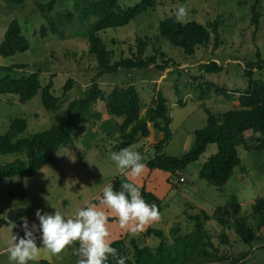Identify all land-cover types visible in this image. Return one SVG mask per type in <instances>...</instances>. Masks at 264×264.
<instances>
[{
    "label": "rangeland",
    "instance_id": "374dc122",
    "mask_svg": "<svg viewBox=\"0 0 264 264\" xmlns=\"http://www.w3.org/2000/svg\"><path fill=\"white\" fill-rule=\"evenodd\" d=\"M47 1L27 0L21 5H13L0 0V43L15 19L20 21L31 43V48L26 52L10 57L0 54V66L9 68L1 75L23 77L40 72L43 85L53 78L52 92L59 98V104L54 109L45 108L42 90L25 104L13 99V96L0 95V136L8 132L12 122L18 118H24L28 124L21 137H29L64 123L70 103L84 97L92 81L97 79L105 95L116 85H135L142 98L144 112L154 105L161 92L171 111L172 136L164 152L181 156L191 149L195 131L206 126L207 109L218 113L239 107L240 92L233 93L235 99H229L218 94L217 88L225 87L230 92L245 90L249 85L246 72L248 63L264 58V0H258L262 13L258 27L253 22V6L257 0H159L156 8L143 12L129 24L101 33L109 48L115 50L116 58L137 54V40L140 37L146 39L149 45L145 54L155 55L157 48L159 67L153 64L148 69L132 70L131 74L123 68L118 73H107L96 78L98 61L90 54V42L84 35L96 18L84 19V14L77 9V6L84 7L96 0H57L53 10L43 14L39 5ZM140 1L119 0L123 8L134 6ZM181 6L187 10L186 22L197 21L206 25L220 19L219 42L212 33L208 45L199 46L194 55H188L182 48L175 47L162 37L160 21L175 15ZM68 11H73L76 18L71 21L63 18ZM61 19L65 24L54 31L51 21L57 23ZM43 26L46 31L42 29ZM162 52L166 56L162 57ZM210 61L221 64L222 71L203 72L201 66ZM166 63L168 67L161 68ZM16 64L26 67L11 69ZM253 77L264 78V67L256 69ZM72 78L73 87L64 94V86ZM208 83L213 88L208 97L203 98V89ZM180 101L184 104H180ZM96 112L100 115L81 124L73 133L72 142L62 146L54 155L53 162L35 175L22 174L0 179V221L7 222L0 224V264H10L8 248L13 235H17L18 239L24 236V220L29 222L30 227L35 224L38 229L37 209L45 213L55 211L46 197L63 214L74 218L85 205L102 210L104 206L100 199L103 188L113 185L116 180L133 182L140 191L153 192L161 200L163 208L157 221L142 228H136L134 223L121 228L118 217L114 213H107L110 243L116 239L130 242L135 238L141 245L156 247L161 239L147 234L150 228H156L165 231L167 243L172 244L174 228L179 227L182 235L195 229V222L190 219V215L205 211L213 216L218 208L229 206L234 197L241 204V216L253 226V206L258 198L264 197V147L258 148L257 140H250L248 148L238 146L241 165L235 167L234 174L220 189L200 176L204 164L218 152L215 143H211L206 152L179 176L159 168H150L148 162L157 153L155 145L164 137L154 123H150V136L137 140L127 148L139 152L145 164L141 176L132 177L130 172L127 175L118 172L110 159L113 151L119 152L113 146L119 140V126L124 118L110 116L104 99L97 102L91 114ZM70 155L75 158L74 162ZM17 156L0 155V165L13 162ZM181 177L185 181L179 185L171 182V179L178 180ZM22 209L28 210V214L12 221L10 214ZM207 228L220 244L218 236L221 229L215 219L207 222ZM227 233L231 243L221 244L223 251L239 256L253 249L245 264H264V228L257 230L262 240L254 242L252 246L241 242L233 227ZM35 237L37 246H42L38 230L35 231ZM78 249V242L66 246L59 254H51L41 247L37 259L29 264H42L44 260L53 264H79L82 257L77 254Z\"/></svg>",
    "mask_w": 264,
    "mask_h": 264
},
{
    "label": "trees",
    "instance_id": "16d2710c",
    "mask_svg": "<svg viewBox=\"0 0 264 264\" xmlns=\"http://www.w3.org/2000/svg\"><path fill=\"white\" fill-rule=\"evenodd\" d=\"M5 1L13 5H21L27 0ZM56 2L57 0H48L47 3L40 4V11L43 14L52 11ZM258 3L257 0L253 6V22L257 27L262 17ZM158 4L159 0H141L134 6L123 8L119 0H96L85 4L84 7L77 6L78 11L84 14V19L96 18L84 32L90 42V54L98 61L96 78L107 73H118L123 68L131 74L132 70L148 69L153 64L159 67L157 48L155 55L145 54L146 47L149 45L146 39L140 37L137 40V54L122 55L116 58L115 50L110 49L101 36L102 32L110 28L129 24L143 12L156 8ZM62 17L70 21L76 18L73 11H68ZM220 22L221 20L218 19L206 25L197 21L178 23L173 15L161 20L159 29L160 35L172 45L182 48L188 55H194L199 46L208 45L212 33L219 42ZM50 24L51 28L57 31L58 27L65 23L61 19L57 23L52 20ZM42 29L46 31L45 26ZM30 48L31 43L23 32L22 24L18 19L13 20L0 43V54L10 57L26 52ZM161 56H166V53L162 52ZM167 63L161 68L166 69ZM24 67H26L24 64H16L11 69ZM263 67L264 58L248 63L246 72L249 85L245 90L230 92L225 87L217 88L218 94H223L229 99H235L233 93L240 92L239 107L218 113L207 109L206 126L195 131V141L191 149L181 156H171L164 152L172 136L171 111L166 97L161 92L156 97L154 105L144 112V104L135 85H116L108 95H105L97 79H94L85 96L70 103L68 116L64 123L54 125L29 137H21L27 129V121L24 118H18L12 122L10 130L0 136V155L15 154L18 156L13 162L0 165V179L22 174L35 175L45 165L52 163L56 152L62 146H67L72 142L73 133L81 124L87 123L91 117L93 119L94 116L100 115L97 112L91 113L97 102L104 99L107 113L110 116L124 118L119 126V140L113 146L114 150L120 151L128 148L137 140L148 138L151 134L149 124L154 123L156 129L161 131L164 137L155 145L156 156L149 160L148 165L152 169L159 168L170 172L173 176H179L206 152L211 143H215L218 146V152L204 164L200 176L222 189L234 174L235 167L241 165L238 146L248 148L250 140H257L258 148L264 147V78L255 79L253 77L254 71ZM201 68L205 73H217L222 71L223 66L216 61H210L203 64ZM8 69L0 66V95L13 96V99L25 104L42 90L44 107L54 109L58 106L59 98L52 92L53 78L43 85L40 72H33L23 77L2 76L1 74ZM73 82V78L68 80L64 86V94L73 87ZM212 88L211 84L206 85L203 89V98L208 97ZM180 104L184 102L180 101ZM121 184V181L116 180L112 185L113 189L120 190ZM141 195L148 204L155 205L159 213L162 211V202L153 192L142 190ZM18 212V219L28 214V210L25 209ZM253 215L255 220L251 226L247 219L241 216V204L234 197L229 206L218 208L213 216L205 211L202 214L190 215V219L195 222V229L182 235L179 227L174 228L172 244L167 243L165 231L156 228H150L147 232L148 235H155L161 239L156 247L141 245L135 238L130 242L126 239L114 240L111 246L117 249V257L110 256L106 264H118L119 257H124L126 264H245L253 249L235 256L223 251L220 245L231 243L227 233L231 227L236 231L241 242L250 246L262 240L257 230L264 228V197L255 201ZM210 219H215L221 229L218 236L220 244L216 242V236L207 228V222ZM0 222V224L7 223L5 220ZM42 264L53 263L44 260Z\"/></svg>",
    "mask_w": 264,
    "mask_h": 264
},
{
    "label": "clouds",
    "instance_id": "9594fccd",
    "mask_svg": "<svg viewBox=\"0 0 264 264\" xmlns=\"http://www.w3.org/2000/svg\"><path fill=\"white\" fill-rule=\"evenodd\" d=\"M186 16L187 10L183 6L175 12L178 23H183ZM71 158L74 162L75 158ZM110 159L121 174L127 175L130 172L132 177H139L145 170L143 157L137 151L127 148L113 151ZM46 199L55 211L45 213L37 209L38 229L35 224L30 227L27 220L23 221L24 236L18 239L17 235H13L8 248L10 264H29L35 261L41 247L51 254H59L66 246L76 242L79 243L77 254L82 257L79 264H106L110 256L117 257V249L108 240L107 213H114L118 217L121 228H127L130 223H134L136 228H142L159 219L156 206L144 200L140 188L133 182L122 183L118 191L112 185L104 187L100 203L105 210L85 205L74 218L63 214L48 197ZM36 230L41 233L42 246H37ZM118 264H126L125 258L119 257Z\"/></svg>",
    "mask_w": 264,
    "mask_h": 264
},
{
    "label": "water",
    "instance_id": "95a60500",
    "mask_svg": "<svg viewBox=\"0 0 264 264\" xmlns=\"http://www.w3.org/2000/svg\"><path fill=\"white\" fill-rule=\"evenodd\" d=\"M18 217H19V212H13L10 214V219L12 221H16L18 219Z\"/></svg>",
    "mask_w": 264,
    "mask_h": 264
},
{
    "label": "built area",
    "instance_id": "2783aa9c",
    "mask_svg": "<svg viewBox=\"0 0 264 264\" xmlns=\"http://www.w3.org/2000/svg\"><path fill=\"white\" fill-rule=\"evenodd\" d=\"M181 181H185V179H184V177H182V178H180V179H178V180H176V179H171V182L174 184V185H176V184H180L181 183Z\"/></svg>",
    "mask_w": 264,
    "mask_h": 264
},
{
    "label": "crops",
    "instance_id": "0c3cea01",
    "mask_svg": "<svg viewBox=\"0 0 264 264\" xmlns=\"http://www.w3.org/2000/svg\"><path fill=\"white\" fill-rule=\"evenodd\" d=\"M18 220V219H17Z\"/></svg>",
    "mask_w": 264,
    "mask_h": 264
}]
</instances>
